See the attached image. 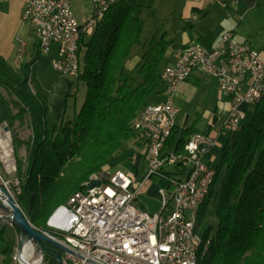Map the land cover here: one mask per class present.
<instances>
[{"label": "trees", "instance_id": "trees-1", "mask_svg": "<svg viewBox=\"0 0 264 264\" xmlns=\"http://www.w3.org/2000/svg\"><path fill=\"white\" fill-rule=\"evenodd\" d=\"M139 6L137 0H122L105 13L91 36L82 37V67L74 81L87 87L86 98L73 119L62 120L52 129L47 99L29 84L31 66L42 54L39 44L33 62L19 71L0 55V124L7 123L12 131L18 180L15 198L38 229L49 230L56 210L75 192L85 190L93 176L102 175L125 143L138 138L134 121L151 104L150 98L162 91L164 61L173 44L167 31L158 29L141 59L132 68H124L133 47L141 44L145 21L136 14ZM17 123L31 126L28 139L19 135ZM196 132L195 123L177 127L165 148L183 149ZM227 135L208 197L198 211L199 225L211 202L217 203L216 232L211 236L214 227L210 225L202 235L210 242L199 264H264V97L246 108L240 129ZM23 146L28 148L26 159L19 153ZM185 168L166 170L167 178L153 179L170 190L168 177L185 173ZM15 246L16 241L2 227L3 264H12ZM45 260L58 264L48 254Z\"/></svg>", "mask_w": 264, "mask_h": 264}, {"label": "built area", "instance_id": "built-area-1", "mask_svg": "<svg viewBox=\"0 0 264 264\" xmlns=\"http://www.w3.org/2000/svg\"><path fill=\"white\" fill-rule=\"evenodd\" d=\"M72 1L24 0V19L38 27L42 54H49L57 46L52 67L77 78L82 67L81 39L91 36L90 26L95 17L101 16V6L113 0H91L94 15L84 23L75 17ZM181 52L195 55V62L186 63ZM21 56L19 53L18 58ZM195 71L216 78L221 94L232 98L224 124L234 131L244 110L241 99L252 103L251 93L264 79V55L248 42L235 41L233 31L225 32L216 47L192 41L180 50L176 62L168 65L162 76L164 99L145 109L135 127L146 140L144 179L164 176L167 165L182 163L188 169L184 179L168 177L175 184L170 193L172 206L168 205L167 190L160 188L161 210L150 213L140 208L137 194L141 179L137 171L116 170L107 182L93 187L89 183L58 212L50 230H43L66 248L61 251L62 264L192 263L191 247L198 235V231H191L192 207L208 180L209 162L204 156L217 140L210 134L196 133L187 141V155L165 151V143L176 125L178 87ZM151 135H159V143H151ZM44 256L40 254L41 260Z\"/></svg>", "mask_w": 264, "mask_h": 264}, {"label": "rangeland", "instance_id": "rangeland-1", "mask_svg": "<svg viewBox=\"0 0 264 264\" xmlns=\"http://www.w3.org/2000/svg\"><path fill=\"white\" fill-rule=\"evenodd\" d=\"M139 2H142L146 5H148V6H146L145 9H143L142 11H139L137 14L138 16H140V15L143 16L145 18L146 23H145V28H144V31H143V34L141 37V44L135 45L133 47V50H132L130 56L125 60L124 68L126 70L132 68L133 65L136 64V62H138L141 59V56H142L144 50H146L150 44L152 36L158 30L157 28H163V30L172 28L171 30H176L178 28V25H179L178 22H175L179 18V6H180L179 3H174V5L172 6V9L176 10L175 14H173V13H171L170 7H168V5L165 4L164 0H139ZM224 2H226V5H224L225 7L220 6L221 7L220 9H224V8L228 9V11L231 14L230 15L231 16L230 21H231L233 27H237L239 23H237L232 18V13H234L236 11V7L232 8V7H229V5H227V4H231V0H224ZM215 7L216 6L211 8V11H212V9L214 10ZM72 9H73L75 17L77 18V20L80 23H84L85 21L89 20L94 15V4L91 0H73L72 1ZM169 14L171 15L170 20L167 19L169 17ZM228 14L229 13H227L226 10H224V11L221 10V11H218V13H214L212 18L209 20V22H212L215 24V29H216L215 36H218L219 34H221V32H223L221 30L223 27H222V24L219 22V19L220 18L227 19L229 16ZM260 14H262V13H260L259 11H253L250 19H247V17H246V19L240 24V27H241V25H243V27H245V28H251L254 30H262L263 29V33H264V23L259 22L258 21L259 19L257 18V16H259ZM172 17L174 19H172ZM249 20H252V21L250 22ZM171 38L174 40V42L176 44H179L182 41V35L179 32L178 33L172 32ZM196 42H198V41H196ZM40 60H41L40 66H39V68H36V67H38L37 66L38 64L36 65V67L34 69V73L31 75V77L29 79V84L31 85V87L34 91L38 92L44 98L47 99L48 106H49V113H48L47 119H48V125L52 129L55 126H59L61 124L62 120L73 119L76 116V114L79 112V110L81 109V107L85 101L86 93H87V87L84 84L77 85V82L74 81V78L72 79V77H69L67 75H63L60 72L56 71L52 67V59H51L50 54H41ZM212 78H214V77H212ZM212 78L204 80L201 85H196V84L190 83L188 85V88L184 89V91L181 92V95L177 96L175 98V105H176L177 109L180 110L178 117L176 116V119H179V121H180L181 117H183L184 115H188L189 116L188 123L190 125L195 123L197 126H199V128L205 129L207 127L208 114H209L210 110H213L214 102L217 99V97L219 96V91H220V90H218L219 87L217 88V86L212 84V82H213ZM217 84H218V82H217ZM214 87L217 88V90H214ZM163 88H164V86H163ZM182 90H183V87H182ZM2 91L4 94L7 95V92L5 89H2ZM161 93L163 94V89H162ZM221 95H223V94H221ZM154 98L155 97L152 96L150 98V100H152ZM232 103H233V100H232ZM151 104H155V103H151ZM231 106H232V104H231ZM241 107L243 109L247 108L246 105H242ZM245 117H246V113H245ZM244 118H243V120H244ZM224 122H225V120H224ZM6 127L9 128L7 123L4 122V123L0 124V140L2 139L4 141H6V143H8V147L6 148V150L8 151V154H9V155H6V150L0 146V187H4L5 190H9L15 198V186L18 184V180L16 179L17 162H16L14 145H13L12 131L10 128H9V131H6L5 130ZM176 127H177V125H175L174 129H176ZM226 129L228 130L229 133L232 132L235 134L240 129V127H239V129L234 130V131L229 130L227 127H226ZM16 130L18 131L19 135L23 139H28L32 135V128L28 123L27 124L25 123L23 126H18V123H17ZM199 132H201V131H198L196 133H199ZM196 133H194V134H196ZM202 133L210 134L216 140V137L214 135H212L211 133H208V132H202ZM138 135H139L138 137H140L141 134L138 133ZM216 143H217V141H216ZM165 145H166V143H165ZM128 149H130L132 152H135L133 149L130 148L129 144L125 143L121 149V153H125L126 150H128ZM183 149H184V147H183ZM180 150H182V149H180ZM165 151L171 152V150L169 151L166 148H165ZM172 151H174V150H172ZM19 153L23 159H26V157L28 155V148L26 146H23L20 149ZM220 157H221V153L219 155L218 160L214 162L215 166H217L220 163ZM121 158L123 159L122 156H121ZM124 160H123V163H124L123 168L125 170H128V171H133L134 165L132 164L130 159L125 158ZM206 162H208V161H206ZM178 164H181L179 168H177ZM167 166L173 167V169L171 171H177L179 169L184 168L182 163H177L176 165H167ZM215 166H214V168H215ZM167 171H170V170H167ZM215 171H216V169H215ZM187 174H188V169L185 168V173L181 174L182 177H179L177 175H175V176L177 178H183L184 179L187 176ZM153 177L162 178L165 176L156 174V175H151V177L149 179H153ZM92 178L93 179L90 183H93L97 179H100L101 183H104V180H106V182H107L105 175L104 176L95 175ZM165 178H167V177H165ZM169 181H170V179H169ZM213 181H214V179H213ZM153 182L155 184V185H153V190H152L154 193H159L160 188H165L167 190V192L169 194L168 195L169 196L168 197L169 198L168 199L169 200L168 205H169V207H171L172 206V199L170 198V193L175 188V184L171 183L172 188L170 190H168L165 186H160V184H159V189H158V182L156 179H153ZM147 191L148 190L146 189L143 192V194H146L152 201L154 199H156V197L151 196L152 193L148 194ZM169 191H170V193H169ZM208 194H209V192H208ZM207 197H208V195H207ZM160 198H161V196H160ZM160 205H161V203H160ZM201 205L199 206V208L196 212V217H198V211H199ZM216 205H217L216 201L211 202V204L208 208V214L206 216V219L202 223H200L198 225V223H197L198 220H196L198 232L200 235H203L204 232L206 231V229L210 225H213V227H214V229L211 231V236L215 234L217 224H218V219H217V216L215 214ZM152 206L153 205L151 204L150 207H152ZM154 209L155 208H153L152 210H154ZM2 227L6 228V235L8 237L13 238L16 241V246H15V250L13 253L12 264H20V260L18 258L17 252H18V248H19V244H20L21 230H19L17 228V226H15L11 223L9 213L0 208V229ZM34 252L35 253H34L33 259L39 258L40 254L38 253L35 246H34ZM3 259H4V257L2 255H0V264H3ZM40 264H49L47 262V260H45V256L43 257L42 262Z\"/></svg>", "mask_w": 264, "mask_h": 264}, {"label": "crops", "instance_id": "crops-1", "mask_svg": "<svg viewBox=\"0 0 264 264\" xmlns=\"http://www.w3.org/2000/svg\"><path fill=\"white\" fill-rule=\"evenodd\" d=\"M165 4L170 7L171 13L175 14L176 10L172 9L174 3H179V18L175 21L178 22V28L176 30L157 28L161 31H167L168 37L171 38V33H181L182 41L179 44H176L173 40L172 46L169 48L167 55L164 61V68L168 65H171L176 62L178 59V55L180 50L189 42L198 41L201 39L205 40L206 47L213 48L216 47L222 35L227 31L234 32V40L237 42H248L256 49L260 50L264 55V33L262 30H254L251 28H245L240 24L246 19H250L253 11H259L260 14L257 16L259 22L264 23V0H231V4L229 7H236V11L232 13V18L239 23L238 28L233 27L230 21V12L228 9H220V6L226 5L224 0H164ZM139 8L136 12L138 14L139 11H142L146 8V4L139 2ZM214 8V10L211 8ZM225 7V6H224ZM228 7V6H227ZM226 10L229 13L227 19H219V22L222 24L221 34L215 36V24L209 22L214 13H218V11ZM24 11H25V3L24 0H0V55L3 56L9 64L17 71L21 69V66L30 64L36 57L37 53V45H38V27L32 21L24 19ZM243 11V12H242ZM170 13V14H171ZM243 13V14H242ZM169 14L168 20L171 19V15ZM138 16V15H137ZM145 21L143 16H139ZM172 19H174L172 17ZM222 19V20H221ZM250 22L252 20H249ZM256 22V21H255ZM146 23V21H145ZM258 23V22H257ZM176 26V25H175ZM174 26V27H175ZM36 27V28H35ZM145 28V27H144ZM226 29V30H225ZM262 31V32H261ZM201 43V42H200ZM25 45L22 49V45ZM258 47V48H257ZM19 53H22V56L18 58ZM51 55V59L57 55V46H54L52 51L49 53ZM41 57V56H40ZM41 60L39 58L32 66V74L34 73V69L36 65L39 68ZM137 63V62H136ZM135 65V64H134ZM133 65V66H134ZM212 77L206 76L202 72L195 71L193 72L187 80L180 83L176 96H180L181 92L184 89L188 88L190 83L201 85L202 82L206 79ZM212 84L217 86V80L212 78ZM183 87V90H182ZM214 87V90H217ZM163 89V85H162ZM219 90V88H218ZM164 96L162 93L155 96L154 99L151 100V103H158L163 100ZM232 99L225 95H221L219 91V96L214 102L213 110H210L208 114V122L207 127L205 129L199 128L196 125L198 131L211 133L216 137L217 143L210 148V150L205 154L204 159L210 163V165L215 166L214 162L218 160L220 153L222 152L227 140L228 130L224 125V120L228 115V112L231 108ZM179 109L177 113V117L179 114ZM189 116L184 115L179 119H176V125L178 128H186L189 127L188 123ZM179 122V123H178ZM192 125V124H191ZM176 127V128H177ZM180 135V134H179ZM176 135L177 137L179 136ZM130 145V148L135 152H132L130 149L126 150L125 153H120L113 161H111L108 165L105 166L102 176H106L108 180L109 176L116 170H125L123 168V160L130 159L132 164L134 165L133 171L127 172H138V176L140 180L139 191L137 194V203L140 208L146 210L150 213H155L161 210L162 201L159 193H154L153 190V179H144V151L146 149V140L144 137L140 135L136 140H131L127 142ZM172 151V150H171ZM126 155V156H125ZM123 157V159L121 158ZM125 161V160H124ZM167 170H172L173 167L167 166ZM179 169L177 171H181ZM182 174V173H181ZM181 174L177 175L182 177ZM157 185V184H156ZM148 190V194L152 193V197H156L153 201L146 195L143 194L145 190ZM159 189V183H158ZM161 203V205H160ZM153 205L150 207V205ZM155 208L154 210H152Z\"/></svg>", "mask_w": 264, "mask_h": 264}, {"label": "bare ground", "instance_id": "bare-ground-1", "mask_svg": "<svg viewBox=\"0 0 264 264\" xmlns=\"http://www.w3.org/2000/svg\"><path fill=\"white\" fill-rule=\"evenodd\" d=\"M121 1L122 0H113L111 2L103 3V6H101V16L95 17V19L93 20L92 26H90V35L93 34L97 23L104 17L105 13L110 8L117 5ZM181 59H186V63H193V62H195V55H188V52H181ZM166 69H167V67L164 70H166ZM164 70L162 72L161 79H162V76H164ZM263 97H264V79H263V81H261L260 87H258V89H254V92L251 93L252 103L249 102V99H241V106L246 105L248 107L249 105H254V104L260 102V100ZM150 108H151V104L144 107L140 111L136 120L134 121L133 127L137 132H138V128H135V127H136V125H138L139 119H141L142 115H144L145 109H150ZM245 113H246V109H244L242 115H240V120L238 122V129L240 127V124H241L243 118L245 117ZM151 143H159V135H151ZM0 146L6 150V148L8 147V143H6V141L1 139L0 140ZM6 155H9L7 150H6ZM179 155H187V143L184 146V149L179 151ZM207 172H208V180H206L204 189L200 191V193L198 195V199H195V205H194V207H192V218H190L191 231H198L197 223H196V220H197L196 212H197L199 206L207 198L208 192L210 190V186H211L213 179L215 177V173H216L215 168H214V166L210 165V163H209V165H207ZM3 189H5V188L0 187V193H3ZM7 192L14 198V196L11 194V192L9 190H7ZM76 193H80V191L75 192L67 203H69L70 200H72V198L76 197ZM2 199L6 203H8V201H9V198H7V196L3 197ZM67 203L62 204L56 210V212L53 214V216L49 220V227L50 228L52 226V222H54L55 218L58 217V212H60L61 209L65 208L67 206ZM209 242L210 241L208 239L205 240L203 238V236L200 235L198 232L197 239H194L193 247H191L192 263H190V264H199V259L202 256V254L204 253V251L207 249ZM34 253H35L34 252V246L32 245V243L26 244L23 251H22L21 257L19 258L20 264H32L34 262L40 264L42 262L41 257L33 259Z\"/></svg>", "mask_w": 264, "mask_h": 264}, {"label": "water", "instance_id": "water-1", "mask_svg": "<svg viewBox=\"0 0 264 264\" xmlns=\"http://www.w3.org/2000/svg\"><path fill=\"white\" fill-rule=\"evenodd\" d=\"M5 130L9 131V128L6 127ZM100 183L101 180L97 179L91 183L90 187ZM5 196L9 198L8 203L2 199ZM0 208L9 213L11 223L21 230L20 244L17 252L18 258L21 257L25 245L32 243L36 247L39 254H48L56 259L58 264H62L63 258L61 251H65L66 248L61 243L45 234L43 230L36 228L27 218L16 199L13 198L5 189H3V193H0ZM49 244L52 246H49ZM32 264L38 263L34 262Z\"/></svg>", "mask_w": 264, "mask_h": 264}]
</instances>
